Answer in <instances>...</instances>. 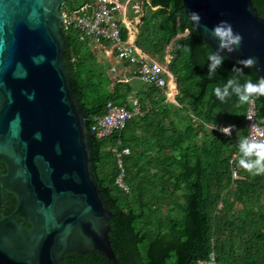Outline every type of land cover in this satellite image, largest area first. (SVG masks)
Segmentation results:
<instances>
[{
  "label": "trees",
  "instance_id": "obj_1",
  "mask_svg": "<svg viewBox=\"0 0 264 264\" xmlns=\"http://www.w3.org/2000/svg\"><path fill=\"white\" fill-rule=\"evenodd\" d=\"M66 1L62 9H73ZM259 15L264 18V9ZM137 18L140 47L162 62L168 48L177 104L163 103L153 85L130 84L124 71L108 78L90 43L75 31H65L63 44L68 77L89 116L88 131L92 116L103 113L108 101L129 106L137 98L147 110L120 131L89 139L93 178L112 213L108 235L117 264H194L211 250L218 264H264V173L254 175L239 164L246 103L233 96L222 104L213 91L236 74L231 70L237 61L227 58L216 77L208 78L212 48L190 26L182 0H148ZM244 71L241 82L259 81L251 68ZM255 104L264 122V95ZM231 122L236 128L229 137L218 127ZM107 145L129 148L123 156L127 192L115 184L116 159ZM69 256L71 264H115L96 252Z\"/></svg>",
  "mask_w": 264,
  "mask_h": 264
},
{
  "label": "water",
  "instance_id": "obj_2",
  "mask_svg": "<svg viewBox=\"0 0 264 264\" xmlns=\"http://www.w3.org/2000/svg\"><path fill=\"white\" fill-rule=\"evenodd\" d=\"M64 2L0 0V60L12 65L0 84V187L15 197L13 212L0 218V264H67L68 254L89 251L117 264L108 235L112 213L92 174L89 116L64 63ZM182 8L187 18L201 13L199 29L189 23L212 50L219 48L212 26L229 20L244 39L220 55L231 62L254 57L252 71L264 76V18L252 0H182ZM18 63L25 78L12 76Z\"/></svg>",
  "mask_w": 264,
  "mask_h": 264
},
{
  "label": "built area",
  "instance_id": "obj_3",
  "mask_svg": "<svg viewBox=\"0 0 264 264\" xmlns=\"http://www.w3.org/2000/svg\"><path fill=\"white\" fill-rule=\"evenodd\" d=\"M131 0H90L79 8L62 9L63 31H75L81 41L90 43L94 53L102 56L103 61H109V69L117 72L115 63H119L128 75H134L143 83L153 85L163 95V103L177 104L175 95L177 88L174 79L167 68L170 56H164L165 62H160L149 52L143 50L137 43V28L131 26L125 19L126 8ZM140 10L148 0H138ZM154 9L155 7H151ZM113 14H121L122 18L115 19ZM146 109L134 98L129 106L120 102L108 101L101 114L93 115L89 132L97 138H104L123 129L129 119L134 116H143ZM230 124L236 125L231 122ZM245 136L264 140L263 117L258 116L255 99L246 103L243 115ZM244 136V137H245ZM120 141H117L119 144ZM115 156L118 174L115 184L124 192L128 186L124 182L123 156L129 153L128 147L118 148L117 145L106 146ZM236 153L232 154L230 161L231 180L238 178V168L235 164ZM194 264H218L213 250L209 251L204 259H198Z\"/></svg>",
  "mask_w": 264,
  "mask_h": 264
},
{
  "label": "clouds",
  "instance_id": "obj_4",
  "mask_svg": "<svg viewBox=\"0 0 264 264\" xmlns=\"http://www.w3.org/2000/svg\"><path fill=\"white\" fill-rule=\"evenodd\" d=\"M188 19L193 27L199 29L202 21V16L199 11H191L187 13ZM207 27V26H205ZM211 35L219 41V48L212 50L208 53L207 61H209L208 78H215L217 75V68L223 65L227 55H220V52L227 50V52H234L243 42V34L236 31L233 24L229 20H220L214 24L211 28ZM4 45L0 43V53L3 52ZM44 57H33L34 62L39 63ZM256 59L254 57H246L239 59L237 65L233 66L232 70L235 75H232L227 79L226 83L218 84L214 88L215 97L222 103L227 104L229 100L235 96L238 98V102L248 103L253 101L256 97L264 95V76H261L259 81H253L252 79H246L241 82V76L245 72V68H253L256 66ZM242 65V67H241ZM11 64H5L0 60V84L3 83V76L11 68ZM12 76L14 78H25L27 76V69L22 64L15 65L12 70ZM29 100L35 99V92L26 93ZM11 99V92L9 93ZM20 120L19 114L11 122L15 125ZM219 131L226 136L232 135L234 128L233 124L220 125ZM36 138L41 139L42 133L37 132ZM239 164L244 169H247L252 174L264 173V140H258L252 137L245 136L240 139L239 142Z\"/></svg>",
  "mask_w": 264,
  "mask_h": 264
},
{
  "label": "rangeland",
  "instance_id": "obj_5",
  "mask_svg": "<svg viewBox=\"0 0 264 264\" xmlns=\"http://www.w3.org/2000/svg\"><path fill=\"white\" fill-rule=\"evenodd\" d=\"M83 0H67L66 1V7L67 6H73V8H79L81 7L85 2H83ZM140 5H139V2L138 0H131L130 3L127 5V8H126V15H125V19L126 21L133 27H136L137 28V24H138V18L140 16ZM113 18L115 19H119V18H122V15L121 14H113ZM188 30H186L184 33H187ZM95 54V53H94ZM96 56V59L101 62V66L103 67L104 71H105V74L108 78H113L115 77V75L118 73V74H121L123 69L121 68V66L119 65V63H115V65L117 66V72L116 73H113L108 65H109V61H103V58L101 55L99 54H95ZM155 58V57H154ZM157 59V58H156ZM158 60V59H157ZM160 61V60H159ZM162 62V61H160ZM117 74V75H118ZM128 76V75H127ZM128 80H129V83L130 84H133L135 86H144L145 83H143L141 80H139L136 76L134 75H129L128 76ZM134 99V98H132ZM169 107V106H168ZM241 123V119H240V122Z\"/></svg>",
  "mask_w": 264,
  "mask_h": 264
},
{
  "label": "flooded vegetation",
  "instance_id": "obj_6",
  "mask_svg": "<svg viewBox=\"0 0 264 264\" xmlns=\"http://www.w3.org/2000/svg\"><path fill=\"white\" fill-rule=\"evenodd\" d=\"M254 6L259 14L260 10L264 9V0L259 1L258 3H254ZM0 172L4 173L5 172V166L2 162H0ZM0 218L4 217V216H8L9 214H11L15 208V197L12 193L1 189L0 187ZM15 220L17 221H22L19 218H15ZM26 227H29V223H25ZM65 261L67 262V264H71V257L69 256V254L66 256Z\"/></svg>",
  "mask_w": 264,
  "mask_h": 264
},
{
  "label": "crops",
  "instance_id": "obj_7",
  "mask_svg": "<svg viewBox=\"0 0 264 264\" xmlns=\"http://www.w3.org/2000/svg\"><path fill=\"white\" fill-rule=\"evenodd\" d=\"M155 8H156V7H155ZM155 8H154V9H155ZM140 12H141V11H140ZM137 33H138V32H137ZM141 48H142V47H141ZM91 49H92L93 52H95L94 49L92 48V46H91ZM142 49H143V48H142ZM143 50H144V49H143ZM145 51H146V50H145ZM166 51H167V54H168V48H166ZM166 51H165V54H166ZM146 52H147V51H146ZM96 54H97V53H96ZM168 55H169V54H168ZM164 56H165V55H164ZM169 56H170V55H169ZM164 62H165V61H164ZM100 63H101V62H100ZM170 73H171V72H170ZM171 75H172V73H171ZM172 77H173V75H172ZM173 79H174V77H173ZM174 84H175V82H174ZM175 85H176V84H175ZM176 88H177V87H176ZM177 91H178V89H177ZM177 93H178V92H177Z\"/></svg>",
  "mask_w": 264,
  "mask_h": 264
}]
</instances>
